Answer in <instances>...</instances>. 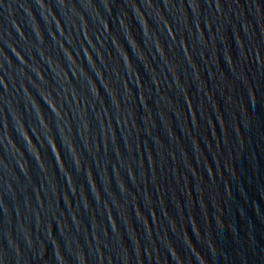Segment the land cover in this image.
<instances>
[{
    "label": "water",
    "instance_id": "obj_1",
    "mask_svg": "<svg viewBox=\"0 0 264 264\" xmlns=\"http://www.w3.org/2000/svg\"><path fill=\"white\" fill-rule=\"evenodd\" d=\"M0 264H264V0H0Z\"/></svg>",
    "mask_w": 264,
    "mask_h": 264
}]
</instances>
